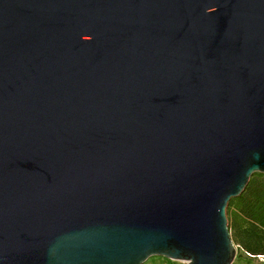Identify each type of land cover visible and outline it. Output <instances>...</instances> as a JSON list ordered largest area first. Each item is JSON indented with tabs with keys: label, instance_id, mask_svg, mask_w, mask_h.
Segmentation results:
<instances>
[{
	"label": "water",
	"instance_id": "obj_1",
	"mask_svg": "<svg viewBox=\"0 0 264 264\" xmlns=\"http://www.w3.org/2000/svg\"><path fill=\"white\" fill-rule=\"evenodd\" d=\"M264 173V0H0V264H232Z\"/></svg>",
	"mask_w": 264,
	"mask_h": 264
},
{
	"label": "trees",
	"instance_id": "obj_2",
	"mask_svg": "<svg viewBox=\"0 0 264 264\" xmlns=\"http://www.w3.org/2000/svg\"><path fill=\"white\" fill-rule=\"evenodd\" d=\"M232 239L250 256H264V173L256 172L227 207Z\"/></svg>",
	"mask_w": 264,
	"mask_h": 264
},
{
	"label": "rangeland",
	"instance_id": "obj_3",
	"mask_svg": "<svg viewBox=\"0 0 264 264\" xmlns=\"http://www.w3.org/2000/svg\"><path fill=\"white\" fill-rule=\"evenodd\" d=\"M235 245L237 251L236 257L232 264H264V256H250L244 250L240 249L237 244ZM143 264H188V262L184 260H174L164 256L153 255L145 260Z\"/></svg>",
	"mask_w": 264,
	"mask_h": 264
}]
</instances>
